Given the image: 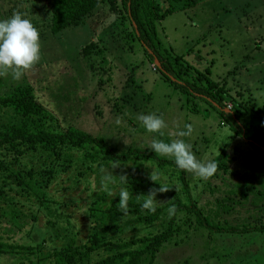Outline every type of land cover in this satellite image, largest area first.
<instances>
[{"label":"rangeland","instance_id":"1","mask_svg":"<svg viewBox=\"0 0 264 264\" xmlns=\"http://www.w3.org/2000/svg\"><path fill=\"white\" fill-rule=\"evenodd\" d=\"M171 3L180 7L182 0ZM162 5L167 2L163 0ZM50 10L51 0H0V20L19 12L39 30L41 42L39 63L18 81L10 74L0 77V93L30 84L60 125L75 124L119 149H151L154 140L183 139L200 161L217 162L223 152L228 171L218 169L207 180L186 172L192 199L168 169H158L149 161L111 163L105 173L114 182L129 169L145 178L155 169L159 182L179 193L178 199L170 190L156 195L155 204L163 205L167 215L173 205L177 207L174 223L167 224V215L150 226L129 223L128 229L133 230L123 236L171 228V237L162 243L152 264H264L263 233L211 230L182 206L193 201L211 223L264 221V148L240 136L207 101L183 93L152 68L121 0L100 4L79 24L55 33ZM157 32L164 46L180 55L193 74L203 72L228 88L226 110L238 101L249 107L264 102V0H197L191 7L166 14L158 21ZM87 42L96 43V50L83 56L80 48ZM141 114L162 117L167 125L164 135L148 132L139 120ZM187 124L192 125L191 136H178ZM74 172L60 171L48 190L72 230L67 234L76 232L82 243L88 237L87 207L102 177L90 172L78 182ZM160 186L150 184L148 194ZM27 229L29 233L0 227V234L24 244H37L42 237L47 240L49 228L42 211L37 221L29 220ZM0 264L31 263L21 252H10L0 256Z\"/></svg>","mask_w":264,"mask_h":264},{"label":"trees","instance_id":"2","mask_svg":"<svg viewBox=\"0 0 264 264\" xmlns=\"http://www.w3.org/2000/svg\"><path fill=\"white\" fill-rule=\"evenodd\" d=\"M108 1L51 0L52 32L79 24L93 8ZM121 1L135 37L154 64L152 68L183 93L207 101L240 136L251 141L255 147L264 148V102L257 107H249L238 101L226 110L224 100L228 88L220 87L203 72L193 74L183 64L180 55H173L158 35V21L176 9L195 5L197 0H182L180 7L172 4L173 0H164L166 6L162 5L163 0ZM95 46L94 42L82 44L81 54L88 56L96 50ZM140 161H149L158 169L170 170L192 199L187 174L177 167L174 158L160 157L145 147L119 149L103 136L75 124L60 125L56 115L36 98L30 84H17L0 93V227L29 233V220L37 221L42 211L49 228L48 242L42 237L37 244L20 243L0 234V256L21 252L31 264H152L162 243L171 237L173 230L169 227L143 235H123L132 229H128L129 223L150 226L167 215L165 207L158 204L155 213L141 211L148 194L146 188L157 182L129 169L124 175L115 177L114 183H109L115 197H109L98 187L87 207L90 220L88 237L82 243L76 232L75 236L72 232L67 234L72 230L48 190L51 180L60 171L75 170L73 176L79 182L90 172L105 176L107 173L101 172V169L108 168L111 163L136 164ZM216 163L218 169L228 171L223 152ZM121 176H126V179H121ZM165 186L178 199L179 193L175 188L168 183ZM121 188L130 193L128 215H123L117 207ZM182 206L193 211L195 220L211 230L264 234L262 220L242 225L211 223L193 201L187 205L182 203ZM166 222L174 223L173 215H167Z\"/></svg>","mask_w":264,"mask_h":264},{"label":"clouds","instance_id":"3","mask_svg":"<svg viewBox=\"0 0 264 264\" xmlns=\"http://www.w3.org/2000/svg\"><path fill=\"white\" fill-rule=\"evenodd\" d=\"M40 59V33L29 19L16 12L10 18L0 20V77L10 74L14 80L18 81L31 71ZM139 120L148 132L158 133L160 136L164 135V129L167 125L162 117L155 114H141ZM185 129L186 131H179L177 135L180 137L191 136L192 125H185ZM150 148L160 157L174 158L178 168L203 180L210 179L218 170V164L213 160H197L192 152L191 144L186 143L183 139H174L170 143L154 140ZM101 172H105V169L102 168ZM121 179H126V176H121ZM149 179L158 182L161 186L158 189L150 190L141 205V211L148 210L155 213L157 192H167L170 188L159 182L160 175L155 169L149 174ZM110 182L114 183L111 174L103 176L101 190L107 193L109 197H115L116 194L109 187ZM118 196L120 197L117 204L118 210L123 215H128L129 191L126 188H121ZM168 211L170 216L174 215L175 206L173 205Z\"/></svg>","mask_w":264,"mask_h":264},{"label":"built area","instance_id":"4","mask_svg":"<svg viewBox=\"0 0 264 264\" xmlns=\"http://www.w3.org/2000/svg\"><path fill=\"white\" fill-rule=\"evenodd\" d=\"M152 66H154V64H152ZM229 107H230V105H229Z\"/></svg>","mask_w":264,"mask_h":264},{"label":"water","instance_id":"5","mask_svg":"<svg viewBox=\"0 0 264 264\" xmlns=\"http://www.w3.org/2000/svg\"><path fill=\"white\" fill-rule=\"evenodd\" d=\"M158 62V61H157Z\"/></svg>","mask_w":264,"mask_h":264}]
</instances>
